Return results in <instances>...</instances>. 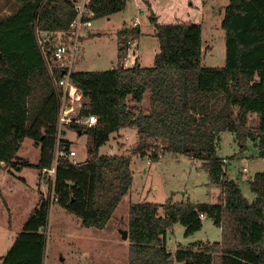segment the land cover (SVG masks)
Returning a JSON list of instances; mask_svg holds the SVG:
<instances>
[{
    "label": "trees",
    "instance_id": "obj_1",
    "mask_svg": "<svg viewBox=\"0 0 264 264\" xmlns=\"http://www.w3.org/2000/svg\"><path fill=\"white\" fill-rule=\"evenodd\" d=\"M13 1L16 9L0 18V163L16 170L35 168L43 176L59 143L67 156L58 159L52 183L55 202L83 227L104 230L133 185V156H148L153 163L166 152L191 157L219 188L218 202L131 204L128 264H264V172L248 181L255 194L250 201L229 178L226 161L217 152L220 134L231 132L241 153L252 140L264 159V0H229L222 21L226 56L221 67L202 63L200 23H164L156 15L150 18L159 44L153 65L136 60L126 67L120 62L130 42L144 32L139 24L124 23L117 31V67L71 74L84 98L79 116L98 117L95 126H66L88 137L87 158L78 163L68 157L73 143L58 137L54 79L61 80L63 70L50 74L36 36L41 30L53 41L69 40L76 18L72 1ZM128 2L93 0V19H109L125 11ZM250 114L258 118L252 129ZM130 128L137 130L139 140L129 155L100 154L112 134ZM26 138L40 151L36 163L18 155ZM49 213V197L41 195L1 264H44ZM203 217L221 228V240L195 241L175 253L168 251L170 228L180 223L188 237L201 230Z\"/></svg>",
    "mask_w": 264,
    "mask_h": 264
},
{
    "label": "rangeland",
    "instance_id": "obj_2",
    "mask_svg": "<svg viewBox=\"0 0 264 264\" xmlns=\"http://www.w3.org/2000/svg\"><path fill=\"white\" fill-rule=\"evenodd\" d=\"M229 0H129L127 8L108 18L93 19V27L83 30L81 35V52L76 59L75 69L78 71H102L117 67L118 38L117 31L124 22L132 21L133 16H139L145 38L143 43V59L146 66L153 64L154 56L159 52L156 37L153 36V26L150 21L156 15L159 22H193L200 23L203 28V54L204 66L221 67L225 64V30L222 21ZM18 4L13 0H0V18L10 14ZM140 8L144 13H141ZM135 20V19H134ZM126 24V22H125ZM129 26V25H128ZM133 26V25H132ZM151 36L154 39H151ZM154 41L156 46L154 45ZM129 58L134 57L128 51ZM143 55V56H144ZM152 58V59H151ZM133 60V59H132ZM120 63L125 64V59ZM144 111L148 110V100L142 103ZM257 115L250 114L248 127L255 128ZM134 129V128H132ZM123 129L120 133L125 137L110 136L109 141L101 149L102 153L110 152L114 145L125 151L120 154L129 155L137 145V130ZM231 133V132H230ZM63 139L73 143L76 150V161L87 158V135H79L64 127ZM221 135V134H220ZM225 133L217 143L219 157L226 161L229 178L238 182L242 192L250 201L255 194L249 186V179L255 174L264 172V159H246L236 157L240 146L235 135ZM117 138V139H116ZM116 146V147H115ZM250 155L256 150V143L247 141ZM152 151L148 152L150 155ZM40 151L35 147L31 138H26L18 152L22 159L36 163ZM115 155V154H112ZM244 167L246 172L243 173ZM132 169L134 182L129 192L118 205L113 219L104 230L80 227V222L74 215L67 213L53 199L52 176L43 173L40 177L35 168L25 167L16 170L0 164V264L1 257L6 254L14 242L17 232L25 220L36 208L41 195L49 197L51 207L48 226L46 228V250L44 264H128L129 239H125L122 230L128 231L129 208L133 203L154 202L163 204L171 199L173 202L217 203L219 188L210 183L208 174L202 169L201 162L185 155L166 152L160 160L153 163L148 156L142 158L133 156ZM25 180H24V179ZM40 189L42 192H40ZM159 216L164 215V209H158ZM222 237L221 228L210 218L203 219V227L191 236H185V227L177 223L167 231L166 241L168 251L175 253L179 247H188L195 241H219Z\"/></svg>",
    "mask_w": 264,
    "mask_h": 264
},
{
    "label": "built area",
    "instance_id": "obj_3",
    "mask_svg": "<svg viewBox=\"0 0 264 264\" xmlns=\"http://www.w3.org/2000/svg\"><path fill=\"white\" fill-rule=\"evenodd\" d=\"M71 1L73 8L76 11V18L71 24L73 34L69 40L64 41L62 39H58L53 41L52 35L49 32L41 30L36 31L37 41L50 74L53 75L55 69L63 70L62 79H54V85L59 94V109L57 116L59 139L61 138L63 128L69 124L76 123L78 125L91 127L98 123V117L96 115H89L86 117L79 116V110L84 104V98L82 92L71 81V74L75 71L76 59L81 52V33L83 30H89L93 27L94 12L90 8L93 0ZM133 45L134 41L130 42V48L128 51H132L134 54V60L132 61V64L134 65L136 55L132 49ZM128 59L129 54L127 55L125 61L127 62ZM126 62L124 65H126ZM65 155L66 153L60 149L58 143L55 149V158L52 167L44 170V173H49L52 176V183H54L55 180L58 159ZM74 156H76V151L71 149L68 157L71 159ZM53 199L54 202L57 200L54 190ZM44 232L46 233V229Z\"/></svg>",
    "mask_w": 264,
    "mask_h": 264
},
{
    "label": "crops",
    "instance_id": "obj_4",
    "mask_svg": "<svg viewBox=\"0 0 264 264\" xmlns=\"http://www.w3.org/2000/svg\"><path fill=\"white\" fill-rule=\"evenodd\" d=\"M140 11H141V13H144L143 12V10L140 8ZM111 18H109V20H110ZM135 19V20H134ZM132 21H122V22H126V24L127 25H129V26H132V25H136V24H139L140 26H141V28H142V26H143V24L141 23V20H140V18H139V16H133V18L131 19ZM142 30H143V28H142ZM143 32H144V30H143ZM145 38L146 39H148V36H146V35H142L139 39H137V40H135L134 41V45H133V51L135 52V55H136V59H135V61L136 60H138L139 61V63L141 64V65H143V66H146L145 65V63H144V60L143 59H145V58H147L146 57V55H144L143 53V48H144V46H143V43L144 42H146L145 41ZM151 39H154V37L153 36H151ZM157 40V39H156ZM154 45L156 46V43H155V41H154ZM159 45V44H158ZM144 55V56H143ZM156 55V54H155ZM154 58H155V56H154ZM153 58V59H154ZM134 60V57H132V58H129L128 59V61L126 62V67H130V66H132L133 64V60ZM152 59V58H151ZM153 63H154V61H153ZM153 64H151L150 66H152ZM75 71H78V70H76L75 69ZM130 129H132V128H130ZM123 130V129H122ZM132 130H136L135 128L134 129H132ZM121 131H119V134H118V136L119 137H121L120 135H122V133H120ZM118 133V132H117ZM117 133H115V136L117 135ZM225 133H229V134H231L230 136L233 138V136H234V134L233 133H230V132H222L221 133V138L223 137V135H225ZM79 135H81L80 133H78ZM136 134H137V132H136ZM125 135H126V133H125ZM125 135L123 136L122 135V137H125ZM63 136L61 135V138H62ZM121 137V138H122ZM63 139V138H62ZM117 139V138H116ZM118 142H120L119 144H117L118 145V147H116V149H118V150H115V148H114V145H112L111 146V148H110V152L111 151H113L114 153H102V154H108V155H112V154H120L121 152H123V151H125V148H123V147H120V145L122 144L121 143V141H119V140H117L116 141V143H118ZM122 146V145H121ZM71 149L72 150H75L74 148H73V145H72V147H71ZM219 149L217 148V151H218ZM76 151V150H75ZM236 155V157H241V158H243V159H246V156L248 155V157L250 156L251 158H253V159H256V157H258V149L256 148V150H255V152H253V154H256V155H254L253 157L250 155V153H249V151H248V148L243 152V153H241V152H236L235 153ZM76 156H77V154H76ZM76 156H74V157H72L71 159L74 161V162H84L86 159H83V160H79V161H76L74 158L76 157ZM218 156H219V154H218ZM221 157V156H220ZM224 159V158H223ZM261 159V158H260ZM263 159V158H262ZM247 160V159H246ZM0 164H2V163H0ZM38 170V169H37ZM39 171V174H41V171L40 170H38ZM246 172V167H244V170H243V173H245ZM41 177V176H40ZM24 179V178H23ZM252 179V178H251ZM25 180V179H24ZM40 192H42L43 193V191H41V189H40ZM41 197V196H40ZM43 197H45V195L43 194ZM255 198V196L253 197V199ZM73 215V214H72ZM75 216V215H74ZM75 218L80 222V227H82V225H81V221L75 216ZM205 217H203V219H204ZM28 219V218H27ZM26 219V220H27ZM26 220H25V222H26ZM24 222V223H25ZM24 225V224H23ZM22 228H23V226H22ZM22 228H21V230H22ZM20 232V231H19ZM19 232H17V234L19 233ZM17 234H16V236H17ZM15 236V237H16ZM15 239V238H14ZM12 246V245H11ZM9 250V249H8Z\"/></svg>",
    "mask_w": 264,
    "mask_h": 264
},
{
    "label": "water",
    "instance_id": "obj_5",
    "mask_svg": "<svg viewBox=\"0 0 264 264\" xmlns=\"http://www.w3.org/2000/svg\"><path fill=\"white\" fill-rule=\"evenodd\" d=\"M80 133V132H79ZM122 235H123V237L125 238V239H127L128 238V231H126V230H122Z\"/></svg>",
    "mask_w": 264,
    "mask_h": 264
}]
</instances>
